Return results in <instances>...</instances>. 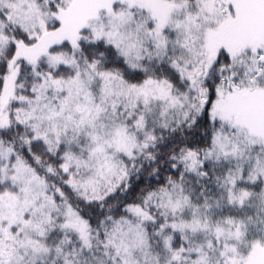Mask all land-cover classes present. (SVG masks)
Here are the masks:
<instances>
[{
  "label": "snow or ice",
  "instance_id": "snow-or-ice-1",
  "mask_svg": "<svg viewBox=\"0 0 264 264\" xmlns=\"http://www.w3.org/2000/svg\"><path fill=\"white\" fill-rule=\"evenodd\" d=\"M0 264H264V0H0Z\"/></svg>",
  "mask_w": 264,
  "mask_h": 264
}]
</instances>
